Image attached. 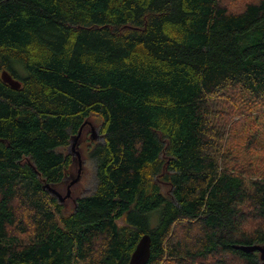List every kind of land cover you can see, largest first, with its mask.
Segmentation results:
<instances>
[{"label":"trees","instance_id":"trees-1","mask_svg":"<svg viewBox=\"0 0 264 264\" xmlns=\"http://www.w3.org/2000/svg\"><path fill=\"white\" fill-rule=\"evenodd\" d=\"M92 115L66 212L45 185ZM146 233V264H262L234 245H264V0H0V264H130Z\"/></svg>","mask_w":264,"mask_h":264},{"label":"rangeland","instance_id":"rangeland-1","mask_svg":"<svg viewBox=\"0 0 264 264\" xmlns=\"http://www.w3.org/2000/svg\"><path fill=\"white\" fill-rule=\"evenodd\" d=\"M103 140L101 132V119L97 115L89 117L81 129L78 142L73 146V139L68 148L65 149L72 157V165L69 168L64 184L57 190L62 198L59 201L65 204L66 212L73 209L76 198L80 195L91 193L96 185L95 162L90 155V150L96 142ZM80 153L81 157L77 155ZM77 179L73 184L72 181ZM70 191V195L67 196ZM123 223V220H120Z\"/></svg>","mask_w":264,"mask_h":264},{"label":"water","instance_id":"water-1","mask_svg":"<svg viewBox=\"0 0 264 264\" xmlns=\"http://www.w3.org/2000/svg\"><path fill=\"white\" fill-rule=\"evenodd\" d=\"M1 76H2V79L6 83L11 85L12 87H14V88H20L21 87V82L19 80H17L16 78H14L9 71L3 70ZM83 126H84V124L82 125V127ZM82 127H81V129H82ZM81 129L72 138L73 139V146H75L76 143L78 142V139H79L80 134H81ZM77 155L79 156V158L81 157L79 152H77ZM76 180L77 179L73 180L72 184ZM45 187L53 195H56L60 199H64V197L62 198L61 194L54 187H52L50 184H46ZM69 195H70V191L68 192L67 196H69ZM234 246H235V248L241 249L245 252L258 251L259 256H260V260H261L262 264H264V245L255 243V244H251V245L236 244ZM150 256H151V236L149 233H146L140 238L134 252L132 253V256L130 258V264H146L149 261Z\"/></svg>","mask_w":264,"mask_h":264}]
</instances>
